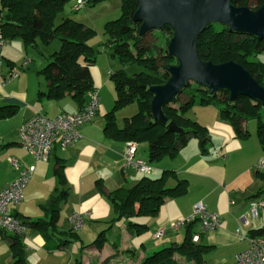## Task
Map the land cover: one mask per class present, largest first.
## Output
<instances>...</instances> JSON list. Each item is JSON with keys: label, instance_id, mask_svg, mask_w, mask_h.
Segmentation results:
<instances>
[{"label": "crops", "instance_id": "crops-1", "mask_svg": "<svg viewBox=\"0 0 264 264\" xmlns=\"http://www.w3.org/2000/svg\"><path fill=\"white\" fill-rule=\"evenodd\" d=\"M27 48L20 39H14L5 41L0 51V108H15L12 116L0 119V191L17 175L9 159H15L20 168L32 173L23 189V199L18 205L11 207L16 218L29 224H26L27 229L20 236L25 263L77 264L81 261L82 264H106L107 260L117 256L107 264H125L123 259L130 253L136 257V264H141L144 257L162 249L167 240L177 239L183 229L185 237L186 227L172 231L168 229V225L188 217L193 206L202 202L209 212L219 216L221 225L200 236L198 244L211 246L201 264H235V255L248 246L245 239L242 240L235 234L238 217L248 211L251 200L264 201V186L257 176L262 179L264 177L255 171L257 161L264 156L259 139L256 143L248 144L250 134L245 138H236L231 125L220 117L216 107L200 106L197 121L207 128L211 138V126H219L223 135L221 134L218 142L214 143L211 139L213 142L208 152L202 154L197 140L193 138L174 159L164 157L150 163L152 173H159L154 178L160 177L164 171L173 173L176 178L169 176L166 181L169 188L176 185V179L185 180L187 194L166 199L154 216L135 218L133 221L144 224L146 228L138 237L139 234H133L125 226L121 246H117L115 240L111 246L107 242L102 243L100 248L92 245L94 241L84 245L86 232H93L97 222H106L107 214L112 211L108 193L123 187L128 173L135 181V175L140 173H123L121 153L124 143L105 136V117L102 122L98 120L99 106L93 121L79 129L80 138L65 149L55 144L46 162L37 161L24 149L18 130L25 120L37 113L53 118L61 113L79 110L70 97L57 101L39 97V92L47 90V82L38 74L40 70L27 68L26 71L17 68L19 63L32 61ZM16 55L20 57L19 62ZM11 73H18L17 78L2 85V81ZM92 82L99 94L100 103V91L107 86V81L102 82L94 77ZM87 98L88 94L86 100ZM122 126L123 124L118 127ZM60 164L63 165V183L57 175ZM150 175L148 176L153 178ZM139 177L141 179L143 175ZM62 189L67 190L65 199L58 198ZM255 194L259 195L253 197ZM263 210L250 221L248 227L243 228L244 234L249 235L250 230L264 226L263 216L257 223L254 221ZM73 213L83 217L81 232L71 229L68 219ZM36 221L44 224L42 230L31 227L30 223ZM125 223L127 225L126 220ZM159 229H164L165 233L160 239H156L154 234ZM196 231L198 227L194 224L191 232ZM9 237L10 235H1L0 264H14ZM134 237H145L140 248L133 244ZM72 238L80 240L79 253L69 250L68 244ZM171 242L177 244L173 240ZM145 249H148L147 252ZM187 264L198 263L192 261Z\"/></svg>", "mask_w": 264, "mask_h": 264}, {"label": "trees", "instance_id": "trees-1", "mask_svg": "<svg viewBox=\"0 0 264 264\" xmlns=\"http://www.w3.org/2000/svg\"><path fill=\"white\" fill-rule=\"evenodd\" d=\"M84 1L87 5H94L105 0ZM247 1L231 0V3L235 6H247ZM68 2L69 0H0V35L5 41L20 39L26 47L33 49H38V40L42 43H49L53 39L60 40L59 50L51 54L44 68L38 71L47 82L46 92H39L38 95L56 101L70 97L81 109L86 102V95L95 90L91 68L96 55L89 40L96 32L69 17L62 18L54 25L55 17L62 12ZM262 5L264 0L250 9L257 10ZM137 6L138 0H121L120 16L104 24L103 48L109 49L111 57L119 63V68L108 74L115 99L112 109L104 115L105 136L123 143L147 142L149 163L157 162L164 157L174 159L193 138L197 140L201 153L206 154L212 144L208 130L192 120L188 113L196 105L212 106L218 109L223 120L229 122L236 138L247 137L249 132L246 123L249 119L255 120L256 134L264 152V118L259 111L263 109L262 105L243 96H238L231 102L226 90L210 92L207 88L190 81L171 103L162 107L168 122H174L181 131L170 132L166 124L153 120L150 111L153 95L149 88L166 83L169 79L166 67L176 64V60L167 51L172 31L168 26L150 31L158 32L155 35L161 40H165V32L171 34L164 47L146 43L145 35L139 34L140 24L132 21ZM263 50L264 37L258 40L250 34L229 31L228 27L219 23L208 24L196 38V52L203 61L214 64L233 61L247 70L262 87L264 64L254 58ZM130 64H137L140 71L126 76L123 70ZM131 103L137 104L138 112L125 118L123 126L118 127L114 111ZM14 113V107L0 108V119L10 117ZM62 168L63 165L60 164L57 175L63 183ZM256 173L264 177L263 174ZM169 176L176 178L172 172L164 171L158 178L143 176L129 188L119 187L108 193V199L118 217L127 221L128 231L141 234L146 226L133 221L135 218L154 216L166 199L187 194V183L183 179H176L174 187H167L166 181ZM258 195L255 194L253 197ZM66 196L67 190L62 189L58 198L65 199ZM23 223L27 224L25 221ZM30 225L38 230H42L44 226L37 221ZM193 225L194 223L186 226L187 231L181 244H172L155 251L144 257L141 264H187L192 261L203 263L204 255L210 251L211 246L191 241ZM263 233L264 226L248 232L250 236ZM102 235L103 233L99 234L92 243L95 248L101 247ZM9 241L14 264H26L20 237L10 236ZM77 264L82 263L78 261Z\"/></svg>", "mask_w": 264, "mask_h": 264}, {"label": "water", "instance_id": "water-1", "mask_svg": "<svg viewBox=\"0 0 264 264\" xmlns=\"http://www.w3.org/2000/svg\"><path fill=\"white\" fill-rule=\"evenodd\" d=\"M132 21L140 24L139 34L168 26L172 31L167 51L176 60L166 67L169 79L163 85L152 86L150 111L153 120L166 124L167 130H181L162 112L186 84L193 81L210 92L226 90L232 102L238 96L259 102L264 109V87L241 65L230 61L214 64L203 61L196 52V38L210 23H219L229 31L264 37V5L257 10L235 6L231 0H138Z\"/></svg>", "mask_w": 264, "mask_h": 264}, {"label": "built area", "instance_id": "built-area-1", "mask_svg": "<svg viewBox=\"0 0 264 264\" xmlns=\"http://www.w3.org/2000/svg\"><path fill=\"white\" fill-rule=\"evenodd\" d=\"M85 5L84 0H77L74 10L78 11ZM5 40L0 35V51ZM2 69V60L0 56V75ZM18 73L9 74L2 85L12 79L17 78ZM99 106V94L96 90L88 94L84 106L74 113H61L50 118L37 113L25 120L18 130V136L21 145L37 161L46 162L50 152L55 144L62 149L73 145L79 138V129L95 118ZM137 144L134 142H125L121 153L122 171L138 172L143 176H148L153 172V167L148 161L136 158ZM10 164L17 171L16 177L0 191V239L1 235L22 236L27 226L22 220L16 218L11 211V207L18 205L23 199V189L29 182L31 171L20 168L15 159H9ZM256 172L264 175V156L261 157L256 165ZM264 209L262 199H253L249 203V209L246 213L238 217V226L235 234L242 240H246L248 246L246 249L235 255V264H264V233L261 235L250 236L244 234L243 228L250 225V221L256 218L259 211ZM71 229L78 231L83 226V217L73 213L68 219ZM197 224L198 231L192 234L191 241L199 243L200 236L220 227L221 220L215 213L209 212L202 202L193 206L192 213L185 219L169 223L168 229L179 231L189 224ZM165 233L164 229L155 232L154 238L160 239Z\"/></svg>", "mask_w": 264, "mask_h": 264}, {"label": "rangeland", "instance_id": "rangeland-1", "mask_svg": "<svg viewBox=\"0 0 264 264\" xmlns=\"http://www.w3.org/2000/svg\"><path fill=\"white\" fill-rule=\"evenodd\" d=\"M77 0H69V2L64 6L63 10L61 13H59L55 19H54V25H57L62 18L69 17L76 22L82 23L90 28H92L96 34L94 35L93 38L89 40V44L93 48L95 55H96V60L94 65L92 66L91 69V76L92 80L94 77L98 78L100 81H107V86L103 87L100 91V103H99V110L100 114L98 116L99 121H103L104 115L110 111L114 105V99H115V93L113 89V85L109 80L108 76V71L112 72L116 69L119 68V63L117 62L116 59L111 57V52L109 49L105 50L103 48V42H104V24L108 21H112L117 19L120 14H121V0H105L99 3H96L94 5H87L85 4L83 8H81L78 11H74L73 7L76 4ZM263 0H248L247 1V7L248 8H254L257 6L258 3H260ZM85 2V1H84ZM158 32H147L145 33V38L144 41L148 44L151 45H162L163 47L166 46L167 40L170 37L169 32L164 33L165 40L158 39L155 34ZM37 47L38 49L35 50L31 47L27 48V51L30 54V57L32 58V61H24L23 63L17 64L18 69H23L27 71V68L33 69V68H38V70H41L44 68V66L47 64V60L51 54L54 52H57L60 48V40L58 39H53L49 43H42L40 40L37 41ZM16 60L18 62L20 61V57L18 55L15 56ZM255 60L261 62L264 64V50L257 55ZM174 63V62H173ZM18 71V70H17ZM140 71V67L137 64H130L126 67H124V74L126 76H130L136 72ZM20 72V71H19ZM192 83V82H191ZM182 100V99H181ZM199 107L198 105L194 106L188 113L190 115L192 120L197 121V113L199 112ZM138 106L136 103H131L125 106H122L114 111V117L116 121L117 126H121L124 124L125 118L131 117L134 114H136L138 111ZM262 117L264 118V109L259 110ZM198 122V121H197ZM199 123V122H198ZM256 121L249 119L246 123V128L249 132V136L247 138V143L248 144H253L258 141V137L256 134ZM212 140L215 142H218V140L221 138V134L223 135V131L219 126L212 127ZM209 135H211L209 133ZM220 135V136H219ZM211 137V136H210ZM212 141V142H213ZM147 142L141 141L138 143L137 146V155L136 158H143V160L147 161ZM146 148V149H145ZM147 155V157H146ZM256 171V170H255ZM128 173L125 178L127 179V182L124 183V188H129L136 184L140 180V175L141 174H136L135 176L137 177V181L135 179H132ZM157 174L159 173H152L150 176L151 177H156ZM139 177V178H138ZM258 179L262 182L264 186V179H262L260 176H257ZM112 211L107 214V221L104 223H99L95 224L94 226V231L93 232H86L84 235V241L83 244H89L90 242H93L99 234L103 233L102 235V241L107 242L109 246H111V243L115 240L117 246H121L123 241H124V231H125V219L124 218H119L118 213L115 211L113 204L109 201ZM264 218V210L260 214V217L256 220H254L256 223L261 220V218ZM253 222V221H252ZM262 226V225H261ZM82 229V228H81ZM81 229L78 230V232H81ZM79 234V233H78ZM142 235V234H141ZM140 234L138 235L141 236ZM136 236V235H135ZM167 239V236L165 237ZM184 238V229L182 231V234H180L179 237L173 238L171 240H167L164 247H169L173 243L171 242H177V244H181ZM145 239V237H142L140 239H137L134 237L133 244L135 245L136 248H140V243ZM175 240V241H174ZM145 245V243H144ZM69 250L75 251V253H79L80 250V240L76 238H72L70 240V244H68ZM148 249H145L147 252ZM130 253L125 256V264H136V257H134ZM114 258H117V256H114L107 260L106 264L110 262V260H114ZM121 262L114 263V264H120ZM139 264V263H137Z\"/></svg>", "mask_w": 264, "mask_h": 264}]
</instances>
